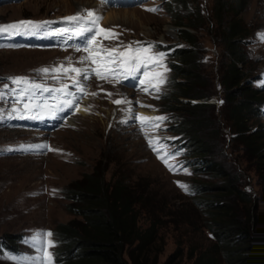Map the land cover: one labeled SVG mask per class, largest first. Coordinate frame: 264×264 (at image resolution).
<instances>
[{"label": "rangeland", "instance_id": "374dc122", "mask_svg": "<svg viewBox=\"0 0 264 264\" xmlns=\"http://www.w3.org/2000/svg\"><path fill=\"white\" fill-rule=\"evenodd\" d=\"M222 2L223 12L217 0H146L120 8L109 7L104 0H0V31L78 14L99 27L92 45L85 48L58 35L56 41L50 35L38 36V47L7 45L6 38L0 37V237L25 238L19 243V254L0 250V264H53L52 230L78 218L69 210L71 201L63 191L84 172H92L98 162L106 167L107 179L128 174L126 182L144 187L147 199L139 207L138 224L143 228L150 220L157 224L161 250L156 264L168 260L169 264H194L206 252L216 260L211 264H227L206 227L211 223L208 209L195 207L197 192L189 191L197 182L213 188L224 178L188 166L185 140L190 131L183 125L200 116L211 122L209 126L206 121L200 123L198 138L207 141L211 160L222 165L224 173L238 174L240 189L252 199L245 203L232 195L229 204L242 219L253 208L254 213L260 212L264 206V0ZM179 19L197 27L185 29L199 44L198 61L205 65L199 69L204 80L191 91L207 90L210 106L205 115L195 112L193 117L179 105L187 96L177 101L168 95L174 80L170 67L177 58L160 53L164 57L153 68L152 52L189 46L180 38ZM233 23L241 30L238 46L244 55L237 63L245 74L240 85L248 83L261 97L244 120L247 133L261 132L255 140L262 147L260 157L243 144V135H237L229 115L242 95L236 93L227 101L228 92L220 83L232 61L223 37ZM55 28L61 30L62 23ZM127 57L130 68L123 69ZM104 62L107 65L100 67ZM127 70L140 72L145 85L132 90L118 84L116 79ZM21 85L30 89L74 86L83 93L59 128L40 132L15 121L21 111L15 95L21 105L30 107ZM71 108L70 102L58 107L64 114ZM175 149L183 154L176 156ZM205 195L214 196V190ZM256 248L241 250L251 264L261 263Z\"/></svg>", "mask_w": 264, "mask_h": 264}, {"label": "trees", "instance_id": "16d2710c", "mask_svg": "<svg viewBox=\"0 0 264 264\" xmlns=\"http://www.w3.org/2000/svg\"><path fill=\"white\" fill-rule=\"evenodd\" d=\"M180 1L184 3L188 0ZM223 4L222 0H217L219 12H223ZM196 19L195 16L194 20ZM178 25L181 26L180 38L189 46L176 47L172 53V56L177 58V63L170 67L174 80L171 83L172 92L168 95L173 96L177 101L178 98L187 96V100L180 102L179 105L192 112L193 117L196 116L195 112L205 115L210 106L206 102L207 90L199 89L191 92L196 84L200 87L201 80H204L200 76L199 69L205 65L198 61L196 46L199 47V44L192 33L185 29L187 26L193 29L197 27L190 22L184 24L180 19ZM239 31L241 30L233 23L223 37L230 47L232 61L223 70L220 83L228 92L225 96L227 101H230V96L236 93L242 95L243 98L236 105L231 106L229 115L237 135L240 137L243 135V144L251 149L252 155L260 157L262 147L255 143V140L261 138V132L247 133L244 120L247 114L256 109V107L253 109V105L261 103V97L259 90L250 87L248 83L240 85L245 74L241 67L237 66L244 57L238 46L241 38ZM186 86L193 87L188 90ZM195 100L200 102L194 103ZM204 121L208 126L211 125V122L208 123L207 118L203 116L198 119L193 118L183 125L190 131L185 140L186 154H189L191 161L188 166L195 171L205 170L224 179L221 184L213 188L201 182L191 186L189 191L197 192L196 197H193L194 206L200 205L208 209L209 220L213 224L208 223L206 227L210 229L212 238L216 240L227 264H251L248 254L241 251L249 249L251 245L257 246L260 264H264V206L257 214L254 213L253 208L248 213L249 217L243 219L235 214L236 210H233L228 201L230 196H238V199L245 203L251 202L252 199L246 191L240 189L238 174L224 173L222 165L211 160L210 146L208 147L207 141L200 140L197 136L198 127ZM127 180H129L128 174L120 175L118 178L110 175L107 179L106 167L102 162H98L92 172H84L80 178L68 183L63 191L64 197L71 201L68 208L78 218L60 224L52 230L55 242L54 264H156L161 250L157 224L154 220H150L145 228L138 224L139 207L145 205L146 192L144 187L137 183L126 182ZM212 189L214 196H206L205 193ZM216 197L218 199L213 200ZM221 198L224 199L220 200ZM21 240V235L14 237L13 241L8 240V237H0V250L16 254ZM240 245L244 248H239ZM169 261L163 264H169ZM215 261V258L206 252L201 254L194 264L198 262L211 264Z\"/></svg>", "mask_w": 264, "mask_h": 264}]
</instances>
